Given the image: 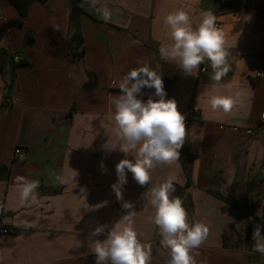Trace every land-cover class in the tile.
Wrapping results in <instances>:
<instances>
[{
    "label": "crops",
    "instance_id": "obj_1",
    "mask_svg": "<svg viewBox=\"0 0 264 264\" xmlns=\"http://www.w3.org/2000/svg\"><path fill=\"white\" fill-rule=\"evenodd\" d=\"M84 3L94 17L79 13L76 28L71 0L34 1L23 16L0 0V50L25 59L13 65L4 55L0 61V226L14 229L0 234V264H96L90 240L105 239L125 215L121 226L130 225L151 248L150 264H168L170 250L160 244L150 203L152 190L168 181L182 187L174 197L189 223L209 227L205 242L190 253L195 264H264L256 241L244 240L248 225L252 234L264 225V0ZM178 11L194 29L203 13L216 16L227 52L228 72L220 81L208 61L193 76L161 57V46L172 43L165 17ZM138 60L161 75L166 99L177 102L189 124L177 165H157L144 186L127 172L118 200L111 187L115 166L134 158L103 146L116 142L112 102ZM154 93L145 87L138 98L159 99ZM224 95L236 97L230 114L209 105L210 97ZM17 146L22 158L14 156ZM18 176L39 181L33 197L21 198ZM221 197H253L254 216ZM98 225L107 226L105 234L92 237Z\"/></svg>",
    "mask_w": 264,
    "mask_h": 264
},
{
    "label": "clouds",
    "instance_id": "obj_2",
    "mask_svg": "<svg viewBox=\"0 0 264 264\" xmlns=\"http://www.w3.org/2000/svg\"><path fill=\"white\" fill-rule=\"evenodd\" d=\"M165 24L170 28L172 43L161 46L162 58L175 62L186 75L196 76L205 60L214 70L216 81L227 74L228 69L224 67L227 56L225 40L216 28V16L212 12L203 13L195 29L184 11L167 15ZM137 64L138 67L130 69L122 78L120 94L112 102V131L116 142L109 146L107 141L103 146L109 152L118 149L126 157L130 155L134 158L122 159L115 166L118 179L111 187L118 200L122 199L127 172H131L139 185H148L150 171L157 165H177L180 149L186 140L185 116L179 111L174 99H166L161 75L140 60ZM145 87L154 88V95L159 99H153L152 96L146 102L139 99ZM209 105L214 111L230 114L236 105V97L212 96ZM15 183L22 199L33 197L39 188V181H28L20 176L15 178ZM174 191L172 181L152 190L150 203L155 209L153 222L158 226L161 246L170 250L168 264H195L190 253L205 242L209 227L200 222L189 223L182 200L171 197ZM123 207L131 208L132 205L124 203ZM128 219L129 215H125L119 220L107 232L105 239L90 240L89 248L96 264H150L151 248L141 243L137 232L130 225L121 226V221ZM106 227L98 225L90 235H104ZM262 227L264 225H255L253 239L256 241L254 250L264 254Z\"/></svg>",
    "mask_w": 264,
    "mask_h": 264
},
{
    "label": "trees",
    "instance_id": "obj_3",
    "mask_svg": "<svg viewBox=\"0 0 264 264\" xmlns=\"http://www.w3.org/2000/svg\"><path fill=\"white\" fill-rule=\"evenodd\" d=\"M11 4L15 6V8L18 10L19 14L21 16L25 15L27 12L29 6L31 5L32 2L34 1H39V2H46L47 0H8ZM71 14H70V22L71 24H74L76 28L78 27V22H77V15L79 13H88L90 16L94 17V15L89 12L85 6L84 0H71ZM75 40L80 41V32L78 31L75 35ZM4 55H8L10 57L11 63L14 65L17 64H23L25 62V59L21 58L19 61H14V55H11L7 52L6 49H1L0 50V61L3 59ZM188 184V183H187ZM175 191L171 193V197L174 196H179L182 194L183 189L182 187L178 185H174ZM230 207L238 209L243 215L245 216H254L253 213V205L255 203L253 197H247L245 201H237L232 198L228 197H221ZM245 243L250 244L253 240V234H252V229L248 225L245 229Z\"/></svg>",
    "mask_w": 264,
    "mask_h": 264
},
{
    "label": "built area",
    "instance_id": "obj_4",
    "mask_svg": "<svg viewBox=\"0 0 264 264\" xmlns=\"http://www.w3.org/2000/svg\"><path fill=\"white\" fill-rule=\"evenodd\" d=\"M222 2L227 1V0H221ZM22 57L18 54H16L14 56V61H19ZM206 66H207V60H205V62L201 65V71H205L206 70ZM189 113H196V109L195 108H191L188 110ZM261 124H260V131L264 132V113L261 114V118H260ZM189 124L188 119H185V127H187ZM248 133H251V129L247 130ZM24 155V151L22 149V147H15L14 149V156L16 158H22V156ZM13 228H9V227H5V226H0V234H10L11 232H13Z\"/></svg>",
    "mask_w": 264,
    "mask_h": 264
}]
</instances>
